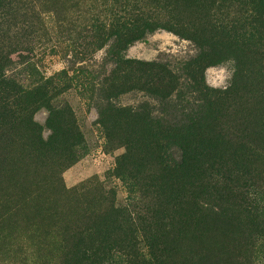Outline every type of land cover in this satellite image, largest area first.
<instances>
[{"label":"rangeland","instance_id":"1","mask_svg":"<svg viewBox=\"0 0 264 264\" xmlns=\"http://www.w3.org/2000/svg\"><path fill=\"white\" fill-rule=\"evenodd\" d=\"M111 3L0 0V264H264V39L203 67L202 101L208 26L148 34L119 56L178 91H112Z\"/></svg>","mask_w":264,"mask_h":264},{"label":"trees","instance_id":"2","mask_svg":"<svg viewBox=\"0 0 264 264\" xmlns=\"http://www.w3.org/2000/svg\"><path fill=\"white\" fill-rule=\"evenodd\" d=\"M109 24L100 35L113 39L115 70L108 82L109 89L116 91L139 90L154 100L163 102L178 91L179 79L160 63H147L123 59L121 54L134 42L141 41L146 35L166 31L198 46L204 35L205 26L209 28V38L214 43L212 53L198 57L187 64V79L195 91L208 101L212 97L207 88L201 87L203 67L213 65V60L224 54L242 48L246 44L243 37L250 29V38L259 36L264 39V0H110ZM206 10L204 11V9ZM206 12L205 15L202 12ZM218 14V15H217ZM225 17V25L221 24ZM235 17V18H233ZM215 24V25H214ZM239 26V29L235 27ZM217 35L221 41H216ZM247 41V40H246ZM219 48V50H217ZM205 61L206 64H203ZM1 86V85H0ZM44 95L27 94L25 98ZM0 102H2L0 100ZM4 110V107H1ZM0 118V133L3 128ZM183 167L192 171L196 166L185 160ZM102 255H94L91 260H101Z\"/></svg>","mask_w":264,"mask_h":264}]
</instances>
